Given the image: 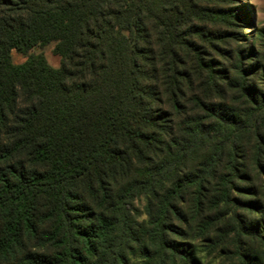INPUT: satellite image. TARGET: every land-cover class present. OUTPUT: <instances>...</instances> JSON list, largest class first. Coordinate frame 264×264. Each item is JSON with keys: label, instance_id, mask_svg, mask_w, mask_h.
I'll list each match as a JSON object with an SVG mask.
<instances>
[{"label": "trees", "instance_id": "obj_1", "mask_svg": "<svg viewBox=\"0 0 264 264\" xmlns=\"http://www.w3.org/2000/svg\"><path fill=\"white\" fill-rule=\"evenodd\" d=\"M233 16L222 0H0V264H190L195 218L263 264L238 211L264 220V182L246 187L264 177V66L234 49Z\"/></svg>", "mask_w": 264, "mask_h": 264}, {"label": "rangeland", "instance_id": "obj_2", "mask_svg": "<svg viewBox=\"0 0 264 264\" xmlns=\"http://www.w3.org/2000/svg\"><path fill=\"white\" fill-rule=\"evenodd\" d=\"M222 5L234 15L232 27L229 28V31H231L235 39L234 49L236 50L238 48L248 51L249 53H255L250 58L251 61L248 62L249 66L253 68L257 65L264 66V0H222ZM41 52L45 55L50 66L54 68L60 66L61 59L54 55L53 46L46 47ZM12 59L15 64H22L26 61L27 57L13 51ZM234 106L236 108H242V105L238 102H235ZM244 144L248 159L253 163L255 157H253L256 145L255 140L250 137ZM209 152V149L202 151L198 160L194 157L189 167L195 169L202 158ZM263 182L264 177L262 176L261 179L258 176L254 179L252 184H247L246 187L258 190ZM241 197L247 198L246 196ZM238 217L246 228L257 229L264 237V220L261 216L239 210ZM203 227L201 219L198 220L195 218L191 222L189 229L186 228L185 230L188 234V238H182V243L188 245V250L192 259L190 264H243L239 256L236 255L235 248L230 239L225 240V242L219 246L214 247L212 245L219 239H222L225 226L222 225L220 227L222 232H216V228L214 227V230H212L213 228L209 229L206 234L201 232ZM245 243L248 244V250L252 252L253 255L257 256L259 261L264 264V239H256V241L248 239L247 241L245 240ZM177 263L181 264L180 262Z\"/></svg>", "mask_w": 264, "mask_h": 264}]
</instances>
